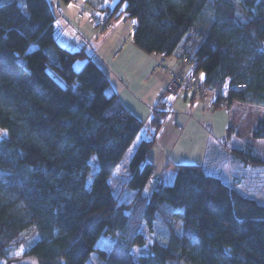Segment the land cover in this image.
I'll return each instance as SVG.
<instances>
[{"label": "trees", "instance_id": "16d2710c", "mask_svg": "<svg viewBox=\"0 0 264 264\" xmlns=\"http://www.w3.org/2000/svg\"><path fill=\"white\" fill-rule=\"evenodd\" d=\"M87 1L111 25L123 4L134 19L132 42L186 61L189 73L180 74L210 88L204 96L214 106H259L250 138L230 151L264 166L252 144L264 139V0H119L113 8L112 0ZM53 23L49 0H0V264L16 249L39 264H85L92 252L100 264H264V204L201 164H174L172 182L158 178L146 193L154 171L147 155L169 113L163 97L112 186L143 121L84 48L56 40ZM92 154L97 168L87 186ZM143 229L154 241L137 261L132 247L144 243ZM101 233L113 239L108 249L95 246Z\"/></svg>", "mask_w": 264, "mask_h": 264}, {"label": "crops", "instance_id": "0c3cea01", "mask_svg": "<svg viewBox=\"0 0 264 264\" xmlns=\"http://www.w3.org/2000/svg\"><path fill=\"white\" fill-rule=\"evenodd\" d=\"M65 3L63 4L62 0H49L54 22L58 21L61 25V30L58 33L55 32L54 27L56 40L70 49L84 48L88 52L106 72L111 90L118 95L124 105L143 121V124L147 126L148 133L151 129L149 124L151 107L155 102L163 97L170 106L181 96L180 91L175 93L166 91L168 71H152L159 55L144 52L132 42L131 31L127 27L126 19L116 16V19L113 20L115 16L113 14L110 21L114 29H101L102 31H100L98 28L102 27L88 21V14L79 18L75 12L69 11V8H79V5L89 11L92 7L87 0H70ZM105 3L102 2L101 5H105ZM73 14L77 18H72L71 15ZM128 36L129 38L126 39ZM164 58L169 71L184 75L189 73L190 66L186 61L175 56H165ZM184 93L181 99L184 105L182 112H174L173 114L169 112L166 115L156 134L155 143L147 155V160L153 164L156 173L154 181L158 178L164 179L168 166L175 164V162L179 163L180 160L173 156L175 151H179V148L180 150L182 148L187 150L198 149L199 152L201 150L202 157H204L210 151L212 153L216 151L215 154L218 155L224 150L229 155L232 145L235 144L225 141L227 137L225 132L220 136L212 134L213 126L222 122L226 125V133L228 134L230 127L232 132L234 130L232 125L237 115L236 109L245 103L233 101L227 107L224 118H205V114H209L208 110L220 107L214 106V98L212 96L200 97L193 92L184 91ZM236 102L238 104L232 107ZM199 114L202 115L201 118L198 117ZM250 128L252 129L253 126L251 125ZM187 132L188 135H186ZM202 132H207L208 135L205 136ZM213 135L216 140L209 141L208 136ZM202 162L201 160V162L194 163ZM172 176L173 173H170V178Z\"/></svg>", "mask_w": 264, "mask_h": 264}, {"label": "rangeland", "instance_id": "374dc122", "mask_svg": "<svg viewBox=\"0 0 264 264\" xmlns=\"http://www.w3.org/2000/svg\"><path fill=\"white\" fill-rule=\"evenodd\" d=\"M118 2H119V0H112L110 3V6L113 8V6H115ZM62 3L64 4V2H62ZM123 6H124L123 4L119 5V8L116 10L115 16L113 17V20L116 19V16H118L124 20L126 19L127 20V27L131 31V26H132L131 23L134 22V19L127 17L126 13L124 11H122ZM69 11L75 12L79 18H83L87 14H89V12L86 11V9L80 5H79V8H77V9L76 8L75 9L69 8ZM79 12H82V16L78 15ZM71 16L74 19L77 18L76 15H74V14ZM88 17L89 16L87 15V18ZM53 25L55 27V32L58 33L61 30L60 23L58 21H55L53 23ZM100 27H102V26H100ZM94 29H96V28H94ZM98 29L100 31H102L101 29H103V28H98ZM110 29L113 30L114 28H110ZM70 31H71V29H70ZM163 60H164V64L166 65L164 58H163ZM81 63H82V60L76 61V63L74 64V67L76 69H78L81 66ZM166 68L167 69L165 70V72H167V71L169 72V77H168V81H169L170 74L174 71H169L167 66H166ZM161 71H163V70H161ZM168 81H167V83H168ZM180 92H181V96L175 101V103H172L169 106L170 114H173L174 112H182V110L184 108V105L182 104L181 99L185 93H184V91H180ZM237 104L238 103L236 102L234 104V106H232V107H235ZM226 110H227V108H222V107L216 108L214 110H208L209 114H205V118L206 117H210V118H214V119H219V117L224 118V117H226V114H225ZM235 113L237 114L236 120L233 122V125H232L234 130L230 134L226 133L227 132L226 127H225L226 125L224 123L222 124V122H221V124H216V125L214 124V126H213L214 129H213L212 134H214L215 136H220L222 133L225 132V135L227 136L225 138L226 139L225 141H228L231 144L235 143L233 145L238 146V145H242V143L244 142V140L246 138H250V131H251L250 126L252 125L254 127L257 118L261 116L260 114H262V112H261V108L259 106H255V105L245 103V104H243V106L238 107L236 109ZM198 117L201 118L202 115L199 114ZM146 127L147 126L145 124L142 125L140 131L138 132V134L134 137V139L130 143L125 157L119 163V165L116 167V169L113 171V173L110 175L109 181L113 187H115V185L121 179V177L125 176L124 172H125V168L127 165V160L129 159L132 152L134 151V149L138 145L139 141L142 138H146L148 136ZM249 128H250V130H248ZM202 133H204L205 136L208 135L207 132H202ZM186 135H188V132L186 133ZM214 135L208 136L209 141L210 140L211 141L216 140V137H214ZM247 135H249V136L244 137ZM4 136H6V131L4 128L0 127V138L4 137ZM252 144L255 147V149L258 151L259 154L264 155V139H255L252 141ZM215 152L214 153H212L211 151L207 152V154L204 157H202L203 155L201 153V150L199 152L198 149L197 150H187L185 148H182L180 150V148H179V151H175L173 156L175 158H177L178 160H180L179 163H194L197 161L201 162V160H202L203 162L199 163V164H201L203 166V168L208 173L215 174V175L219 176L225 182L230 184L237 192H239L245 196H249L251 198H254L258 202L264 204V166H254L250 163H244V162L235 160L232 157L231 151H230L229 155L224 150H223V152L219 153L218 155H216ZM93 157H95L94 154H92L90 157V170H89L88 178L86 180L87 186L90 185L92 174L95 172V170L97 168L96 158L93 159ZM175 164H176V162H175ZM173 165H169L168 169L165 173L163 180L166 183H171L173 180V176H172V178H170V173L174 174ZM155 176H156V173L153 171V173L150 176V178L146 184V187H145V191L147 194L150 193V191H151ZM119 186H120V188H125L126 190L128 189L127 185L124 184V180L121 181ZM143 233L145 235L144 243L134 244L132 247V252H133L134 257L137 261L139 260L140 255L147 254L151 251V244L154 241V236L150 231L143 229ZM112 242H113V239L111 236H109L108 234H105V233H101L95 241V246L100 247V248H104V249H108L111 246ZM22 251H23L22 249H16L14 252L15 256H21ZM85 264H100V261L95 256V253L92 252L88 261Z\"/></svg>", "mask_w": 264, "mask_h": 264}, {"label": "built area", "instance_id": "2783aa9c", "mask_svg": "<svg viewBox=\"0 0 264 264\" xmlns=\"http://www.w3.org/2000/svg\"><path fill=\"white\" fill-rule=\"evenodd\" d=\"M88 20L90 23L93 24H100L103 25L105 29H110L112 28V25L108 22V16L105 13L95 11V10H89L88 11ZM79 16H82V12L78 13ZM129 37H127L128 39ZM185 59V58H184ZM166 65L164 64L163 58L159 57L156 62L154 67L152 68V71L156 70H163L165 71ZM240 86V84H238ZM166 89L169 92H177L180 89H183L185 91H193L196 92L197 94L204 96L207 94H213L212 90L208 87H203L197 83V77L195 75H191L189 77H185L181 75L180 73L177 72H172L170 74V79L168 83L166 84ZM221 105L226 107L227 106V101L225 99L221 100Z\"/></svg>", "mask_w": 264, "mask_h": 264}, {"label": "water", "instance_id": "95a60500", "mask_svg": "<svg viewBox=\"0 0 264 264\" xmlns=\"http://www.w3.org/2000/svg\"><path fill=\"white\" fill-rule=\"evenodd\" d=\"M3 264H39L34 255H21L8 258Z\"/></svg>", "mask_w": 264, "mask_h": 264}, {"label": "snow or ice", "instance_id": "6c2138e0", "mask_svg": "<svg viewBox=\"0 0 264 264\" xmlns=\"http://www.w3.org/2000/svg\"><path fill=\"white\" fill-rule=\"evenodd\" d=\"M201 78H203V73L201 74ZM93 159H95V157H93Z\"/></svg>", "mask_w": 264, "mask_h": 264}]
</instances>
